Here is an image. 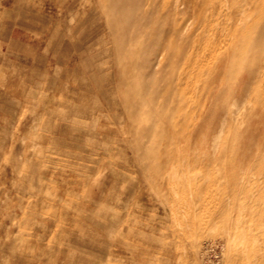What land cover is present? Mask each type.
<instances>
[{
    "label": "rangeland",
    "instance_id": "obj_1",
    "mask_svg": "<svg viewBox=\"0 0 264 264\" xmlns=\"http://www.w3.org/2000/svg\"><path fill=\"white\" fill-rule=\"evenodd\" d=\"M214 1L0 0V264H264V18L195 76Z\"/></svg>",
    "mask_w": 264,
    "mask_h": 264
},
{
    "label": "bare ground",
    "instance_id": "obj_2",
    "mask_svg": "<svg viewBox=\"0 0 264 264\" xmlns=\"http://www.w3.org/2000/svg\"><path fill=\"white\" fill-rule=\"evenodd\" d=\"M148 1V0H147ZM224 1L225 0H215L214 2H211V5L208 4L205 6H201L199 7V16L197 19V22L200 23L201 22V17L203 16L202 14H206V19H204V24H203V29H207V31H210L211 35H214L216 32L219 31V26H225L228 27L231 31L229 33V37L227 39V37L225 39H227L225 42H221V44H218L216 42H209V49H206L209 57H205V58H199L198 61H196L194 64L192 63V57H188L186 59V67L189 69V71L187 73H192L195 74V76H200L199 73H201L200 70H203L205 68H211V70H218L221 68V64L223 61H228L229 56L232 55V53L240 48V47H246L248 46V41L244 40V37H247V35H249L250 33H252L255 29H257L259 27V25L261 24V21L264 18V9L261 10V14L257 15L254 12V9H256V7L258 5H260V2L257 3H252L249 5L248 8H240V7H226L223 10L224 5ZM238 1V0H236ZM174 2V1H173ZM239 2V1H238ZM176 3V2H175ZM147 5V4H146ZM150 5V4H149ZM163 10V9H162ZM192 10V9H191ZM191 17V16H190ZM196 22V23H197ZM182 26V25H181ZM174 27V26H173ZM181 28V27H180ZM223 28V27H222ZM202 29V28H201ZM227 29V28H226ZM225 30V28H224ZM228 30V29H227ZM259 30V29H258ZM229 31V30H228ZM205 32V31H204ZM203 32V35H204ZM226 32V31H225ZM224 33V32H223ZM194 34V33H193ZM206 34V33H205ZM228 34V33H227ZM255 34V33H254ZM202 35V36H203ZM190 37V36H189ZM188 37V38H189ZM194 37V36H193ZM199 37V36H198ZM187 38V37H186ZM191 38V37H190ZM201 38V36H200ZM205 38V37H204ZM207 38V37H206ZM203 39V38H202ZM201 39V41H202ZM211 39V38H210ZM196 40V39H195ZM214 40V39H213ZM183 41V40H182ZM221 41V40H220ZM208 42V41H207ZM180 43V42H179ZM187 43V42H185ZM196 43V42H195ZM202 43V42H201ZM190 45V44H188ZM250 46V45H249ZM183 47V46H182ZM200 47V46H199ZM194 48V47H193ZM256 48V46H255ZM254 48V49H255ZM188 49V47H187ZM196 49V48H195ZM253 49V50H254ZM182 50V49H181ZM252 50V49H251ZM250 50V51H251ZM187 51V50H186ZM193 51V50H192ZM199 51V50H198ZM249 51V52H250ZM262 52V51H261ZM194 53V52H193ZM165 55V53H162V55ZM197 54V52H196ZM205 54V53H204ZM242 54V53H241ZM186 55V54H185ZM184 55V57H185ZM195 55V54H194ZM245 55V54H244ZM204 55L202 54L201 57H203ZM255 56V55H254ZM178 57V56H177ZM247 58V57H246ZM166 59V58H165ZM173 59V58H172ZM175 59V58H174ZM255 59V58H254ZM257 59V58H256ZM159 60V59H158ZM197 60V59H196ZM259 60V59H257ZM264 61V60H262ZM177 62V60H176ZM219 63V64H218ZM243 64V62H242ZM241 67V66H240ZM181 68V66H180ZM191 68V69H190ZM184 72V71H183ZM232 73V72H231ZM194 76V75H193ZM203 76V75H202ZM213 76V75H212ZM246 77L250 78V79H260V78H264V70L263 72H259V73H255L254 71H251V73H249V75L245 76L244 74H238L236 77V81L238 83V85H240L241 87L246 83ZM196 78V77H195ZM198 78H196L197 81ZM249 80V79H248ZM251 81V80H250ZM188 82V81H187ZM206 82V80H205ZM206 84V83H205ZM177 86V95L178 92L183 95V99L182 100H187V96L185 94H187V90H188V85L182 82H179ZM199 86V85H198ZM264 89V88H263ZM168 94V93H167ZM261 95V93H260ZM176 96V94H175ZM185 96V97H184ZM175 98V97H174ZM261 98V97H259ZM256 98V101L258 102V99ZM173 99V98H172ZM196 100V98H194ZM246 99V98H245ZM181 100V99H180ZM181 100V101H182ZM263 100V99H261ZM197 101V100H196ZM183 102V101H182ZM181 102V104H182ZM185 102V101H184ZM263 104V103H261ZM260 104V105H261ZM264 105V104H263ZM181 106V105H180ZM181 110V108L179 109V111ZM191 110V109H190ZM263 110V109H262ZM193 112V111H192ZM169 113H171V110H169ZM172 115V114H171ZM174 116V115H173ZM181 116V115H180ZM194 116V115H193ZM233 116V115H232ZM171 118V117H170ZM170 120V119H169ZM180 123V122H177ZM227 124V122H226ZM233 124V123H232ZM186 126V125H185ZM177 138V137H176Z\"/></svg>",
    "mask_w": 264,
    "mask_h": 264
},
{
    "label": "snow or ice",
    "instance_id": "obj_3",
    "mask_svg": "<svg viewBox=\"0 0 264 264\" xmlns=\"http://www.w3.org/2000/svg\"><path fill=\"white\" fill-rule=\"evenodd\" d=\"M261 54H262V56H264V50H262V53Z\"/></svg>",
    "mask_w": 264,
    "mask_h": 264
}]
</instances>
